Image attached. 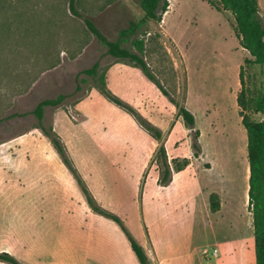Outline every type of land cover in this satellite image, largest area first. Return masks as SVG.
<instances>
[{
	"label": "rangeland",
	"instance_id": "rangeland-1",
	"mask_svg": "<svg viewBox=\"0 0 264 264\" xmlns=\"http://www.w3.org/2000/svg\"><path fill=\"white\" fill-rule=\"evenodd\" d=\"M167 1L161 22L139 35L160 89L108 55L84 24L113 41L142 17L139 0H75L81 17L69 0H0V253L20 264H139L120 227L92 211L82 189L122 221L148 264H228L251 244L236 98L240 68L249 103L261 92V68L241 48L229 11ZM258 15L264 27L260 0ZM94 65L121 105L82 74ZM58 95L66 98L44 109L42 126L67 165L32 114ZM179 107L193 115V131ZM216 190L224 204L212 213L208 192Z\"/></svg>",
	"mask_w": 264,
	"mask_h": 264
},
{
	"label": "trees",
	"instance_id": "trees-1",
	"mask_svg": "<svg viewBox=\"0 0 264 264\" xmlns=\"http://www.w3.org/2000/svg\"><path fill=\"white\" fill-rule=\"evenodd\" d=\"M206 3L217 11L225 10L231 13L236 24L235 29L241 48L248 52L252 58L251 63L261 68V92L250 103L246 99V90L242 79L243 72L242 68H240L239 82L241 88L237 95L236 103L239 108L241 125L246 134V156L249 170L248 209L252 216L255 264H264V27L258 15V0H206ZM168 6L167 0H139L142 17L136 21H130L126 28L118 32L116 39L113 41L108 40L90 20L85 18L84 24L95 39L106 49L108 55L115 59L127 60L138 66L145 77L160 88L158 80L150 72L143 60L144 40L139 35L146 31L150 21L160 23L162 16L167 12ZM69 8L72 14L81 17L75 8V0H69ZM96 68L97 65H94L92 68L82 71V74L96 79ZM96 81L98 88L106 96L111 98L117 105H121L118 100L107 93L105 81L102 76L98 77ZM65 98V95H58L56 98L43 100L36 105L32 114L37 119L40 130L50 139L63 162L67 165L60 142L42 126L44 109L61 104ZM250 111L260 114L262 118L258 121L250 119ZM178 113L185 126L193 131L195 122L193 115L183 107H179ZM150 132L154 133L157 137L159 136L158 131L153 128L150 129ZM193 135L195 139L193 147L198 149L196 145V140L199 135L197 130H194ZM162 151L160 150L161 154ZM195 155L197 156V153ZM176 170L180 171L181 169L177 168ZM169 176L170 172L166 168L162 176V185L169 182ZM82 190L85 194L86 202L92 211L112 220L120 227L138 263L148 264V259L142 247L127 233L122 221L117 216L98 207L89 196L87 190ZM219 209L218 196L214 193L210 194V212L215 213ZM0 261L8 264H20L14 257L4 252L0 253Z\"/></svg>",
	"mask_w": 264,
	"mask_h": 264
},
{
	"label": "crops",
	"instance_id": "crops-1",
	"mask_svg": "<svg viewBox=\"0 0 264 264\" xmlns=\"http://www.w3.org/2000/svg\"><path fill=\"white\" fill-rule=\"evenodd\" d=\"M246 162V171H245V181H246V187H245V200L246 203L248 202V177H249V170H248V162L245 160ZM216 194L218 196L219 199V204H220V209L215 212V213H219L222 210L223 207V196H222V191H211L208 192V196L210 194ZM247 209H248V205H247ZM253 232V231H252ZM228 264H255V256H254V243H253V235H252V239H251V244L248 247H245L244 250H241V252L238 251H233V254H229L228 255Z\"/></svg>",
	"mask_w": 264,
	"mask_h": 264
},
{
	"label": "built area",
	"instance_id": "built-area-1",
	"mask_svg": "<svg viewBox=\"0 0 264 264\" xmlns=\"http://www.w3.org/2000/svg\"><path fill=\"white\" fill-rule=\"evenodd\" d=\"M260 1H262L264 3V0H260Z\"/></svg>",
	"mask_w": 264,
	"mask_h": 264
}]
</instances>
